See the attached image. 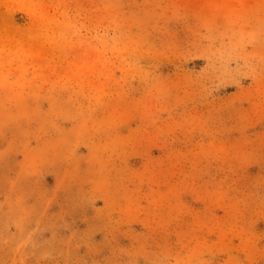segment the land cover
<instances>
[{"label":"rangeland","instance_id":"1","mask_svg":"<svg viewBox=\"0 0 264 264\" xmlns=\"http://www.w3.org/2000/svg\"><path fill=\"white\" fill-rule=\"evenodd\" d=\"M0 264H264V0H0Z\"/></svg>","mask_w":264,"mask_h":264}]
</instances>
